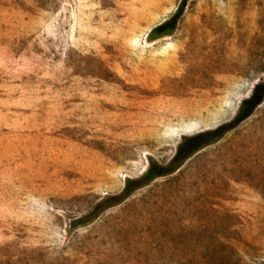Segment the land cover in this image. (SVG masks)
I'll return each instance as SVG.
<instances>
[{"label": "rangeland", "instance_id": "obj_1", "mask_svg": "<svg viewBox=\"0 0 264 264\" xmlns=\"http://www.w3.org/2000/svg\"><path fill=\"white\" fill-rule=\"evenodd\" d=\"M262 81L264 0H0V264H264V99L173 163Z\"/></svg>", "mask_w": 264, "mask_h": 264}, {"label": "trees", "instance_id": "obj_2", "mask_svg": "<svg viewBox=\"0 0 264 264\" xmlns=\"http://www.w3.org/2000/svg\"><path fill=\"white\" fill-rule=\"evenodd\" d=\"M183 11L184 7L182 6L169 21L153 29L149 35V39H160L164 36L174 33L176 23L182 16ZM263 99L264 81L254 87L251 96L243 102L236 118L231 123L225 124L213 132L202 134L198 137L185 141V143L179 146L177 155L175 156L173 163L180 162V164H183L196 152L200 151L206 146L205 141L211 142L214 140H218L222 135L234 130L241 122L252 115L254 110L262 103ZM167 175V172H157L154 167H151L143 175V180L147 183H150L158 178L165 177ZM132 183L133 182L130 180L127 181V187L125 189V193L127 196L131 193L130 186L132 185Z\"/></svg>", "mask_w": 264, "mask_h": 264}]
</instances>
